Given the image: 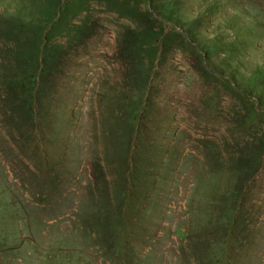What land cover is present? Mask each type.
<instances>
[{"label":"rangeland","instance_id":"rangeland-1","mask_svg":"<svg viewBox=\"0 0 264 264\" xmlns=\"http://www.w3.org/2000/svg\"><path fill=\"white\" fill-rule=\"evenodd\" d=\"M0 264H264V0H0Z\"/></svg>","mask_w":264,"mask_h":264},{"label":"trees","instance_id":"trees-1","mask_svg":"<svg viewBox=\"0 0 264 264\" xmlns=\"http://www.w3.org/2000/svg\"><path fill=\"white\" fill-rule=\"evenodd\" d=\"M27 80L30 81V82L36 81V75H33V74L29 75V77L27 78ZM29 96H32L31 91H30Z\"/></svg>","mask_w":264,"mask_h":264}]
</instances>
